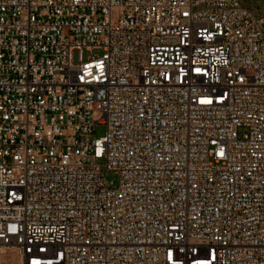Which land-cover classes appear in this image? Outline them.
<instances>
[{
    "label": "built area",
    "instance_id": "1",
    "mask_svg": "<svg viewBox=\"0 0 264 264\" xmlns=\"http://www.w3.org/2000/svg\"><path fill=\"white\" fill-rule=\"evenodd\" d=\"M248 1L0 0V249L264 264V12Z\"/></svg>",
    "mask_w": 264,
    "mask_h": 264
},
{
    "label": "rangeland",
    "instance_id": "2",
    "mask_svg": "<svg viewBox=\"0 0 264 264\" xmlns=\"http://www.w3.org/2000/svg\"><path fill=\"white\" fill-rule=\"evenodd\" d=\"M248 5L252 8L259 9V11L256 12L257 16H260V13L264 12V0H249ZM94 53L97 55H101L102 50L97 49L94 51ZM87 54L88 52L85 51V56H87ZM104 132H105L104 129H99L96 133V136L100 137L104 134ZM107 179L110 181H114V183H117V173L113 171H109L107 173ZM15 263L21 264L20 253L17 248L10 247V248L0 249V264H15Z\"/></svg>",
    "mask_w": 264,
    "mask_h": 264
},
{
    "label": "bare ground",
    "instance_id": "3",
    "mask_svg": "<svg viewBox=\"0 0 264 264\" xmlns=\"http://www.w3.org/2000/svg\"><path fill=\"white\" fill-rule=\"evenodd\" d=\"M16 259V258H15ZM15 261H17V260H15ZM13 263V262H12ZM15 264H18V263H15Z\"/></svg>",
    "mask_w": 264,
    "mask_h": 264
}]
</instances>
